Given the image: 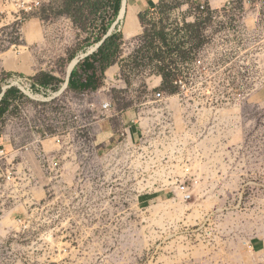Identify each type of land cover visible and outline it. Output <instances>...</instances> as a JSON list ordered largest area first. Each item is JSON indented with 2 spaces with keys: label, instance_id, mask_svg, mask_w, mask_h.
<instances>
[{
  "label": "rangeland",
  "instance_id": "rangeland-1",
  "mask_svg": "<svg viewBox=\"0 0 264 264\" xmlns=\"http://www.w3.org/2000/svg\"><path fill=\"white\" fill-rule=\"evenodd\" d=\"M182 1L168 18L194 21ZM58 4L0 26V53L26 45L34 62L0 64L1 86L26 94L0 121V264H264V0L203 26L200 67L171 56L174 91L110 69L94 91L63 89L95 46ZM33 16L45 40L29 45ZM42 72L57 79L43 87Z\"/></svg>",
  "mask_w": 264,
  "mask_h": 264
},
{
  "label": "trees",
  "instance_id": "trees-1",
  "mask_svg": "<svg viewBox=\"0 0 264 264\" xmlns=\"http://www.w3.org/2000/svg\"><path fill=\"white\" fill-rule=\"evenodd\" d=\"M58 2L55 14L65 15L76 28L91 35L87 46L100 43L91 53L83 56L70 72L66 89L76 92L96 90L101 85L106 71L115 64L119 65V77L127 85L131 74L149 72L161 76L162 89L174 91L176 87L172 84L174 81L172 76L175 69L172 67L173 62L170 61L171 56L175 54L182 60H191L190 54H195L205 43L201 31L211 20L210 11L207 10L206 16L195 15L192 22L185 19L182 22L171 21L168 18L169 14L178 9L183 1L159 0L153 8L139 14L143 32L133 38L135 45L132 51L122 59L125 41L121 31L114 25L121 0H58ZM183 15L181 13V17H184ZM189 45L193 46L189 48ZM83 51L87 52V49L84 48ZM39 77L40 85L43 87H48L57 79L47 72L40 73ZM53 89L57 90L58 87ZM0 95L2 121L11 105L10 99H21L26 94L15 86L4 89L0 84Z\"/></svg>",
  "mask_w": 264,
  "mask_h": 264
},
{
  "label": "crops",
  "instance_id": "crops-1",
  "mask_svg": "<svg viewBox=\"0 0 264 264\" xmlns=\"http://www.w3.org/2000/svg\"><path fill=\"white\" fill-rule=\"evenodd\" d=\"M191 1L192 0H189V2ZM201 1H204L209 8L215 10L225 7L227 4L232 5L235 2V0ZM158 2L159 0H121L119 13L114 25L121 31L124 41L133 39L142 34L143 26L140 22L139 14L147 9L153 8ZM3 5V0H0V10L5 8ZM9 15H11V17H9ZM12 15V12H8L7 15L3 14L2 17H0V26H4L9 21L13 20ZM66 22L67 25L73 26L70 19H67ZM21 36L29 45L43 42V40H45V30L41 25L40 19L34 16L31 17L21 28ZM0 64L5 70L19 71L22 73H31L34 67L32 56L26 45L21 46V48L17 50L8 49L7 51L0 53ZM109 69L111 70L112 76L117 78L119 65H113ZM106 73L108 74V71H106ZM118 81L120 82V80ZM160 81L161 78H158V82ZM102 101L100 102V105Z\"/></svg>",
  "mask_w": 264,
  "mask_h": 264
},
{
  "label": "built area",
  "instance_id": "built-area-1",
  "mask_svg": "<svg viewBox=\"0 0 264 264\" xmlns=\"http://www.w3.org/2000/svg\"><path fill=\"white\" fill-rule=\"evenodd\" d=\"M53 0H3V6L5 7L3 10H0V17H2L3 14L7 15L8 12H12V17L13 20H18L21 19V17L25 16V15H29V14H34L36 12H38L41 8H43L45 5L49 4L50 2H52ZM242 2L243 5H254V2L256 0H240ZM192 3H195V7H197V11H196V15L198 16H206L207 15V10L210 11V15L211 18L214 19L216 17V13L221 12V10H228L231 8V4H227L225 7L221 8V9H211L209 8L204 1L201 0H196L193 1ZM9 7V9H8ZM119 30V29H118ZM193 55L192 54V58L189 63H185V67H184V72L185 74H187V70L189 69L190 66H198L200 67V65L202 64V60L198 57L195 56V58L193 59ZM203 68H205L203 66ZM177 81L174 80V83H176ZM161 92H157L155 94V96L160 97L161 96ZM244 98V95L242 93H237L236 94V100L240 101L241 99ZM101 107L103 108H108L109 104L106 101H102L101 103ZM17 223L19 225H23V227L25 225V219H22L21 217L17 219Z\"/></svg>",
  "mask_w": 264,
  "mask_h": 264
},
{
  "label": "water",
  "instance_id": "water-1",
  "mask_svg": "<svg viewBox=\"0 0 264 264\" xmlns=\"http://www.w3.org/2000/svg\"><path fill=\"white\" fill-rule=\"evenodd\" d=\"M99 44H100V43L96 44L95 47H93L90 51H88L87 53H85L84 55H82V57H83V56H86V55L89 54V53H91L94 49H96V48L98 47ZM78 60H79L78 58H75V59L73 60V65H72L71 69H70L69 72H68L67 79H66V82H65V84H64V86H63V89L66 88V86H67V81H68V77H69V75H70V72H71L72 68L74 67V65L78 62ZM2 94H3V93H2ZM2 94H1V95H2ZM1 95H0V96H1Z\"/></svg>",
  "mask_w": 264,
  "mask_h": 264
},
{
  "label": "bare ground",
  "instance_id": "bare-ground-1",
  "mask_svg": "<svg viewBox=\"0 0 264 264\" xmlns=\"http://www.w3.org/2000/svg\"><path fill=\"white\" fill-rule=\"evenodd\" d=\"M72 65H73V61L70 62V64L68 65L66 75H68V72H69V70L71 69Z\"/></svg>",
  "mask_w": 264,
  "mask_h": 264
}]
</instances>
